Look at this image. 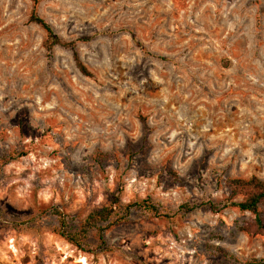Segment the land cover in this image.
Instances as JSON below:
<instances>
[{"label": "rangeland", "instance_id": "rangeland-1", "mask_svg": "<svg viewBox=\"0 0 264 264\" xmlns=\"http://www.w3.org/2000/svg\"><path fill=\"white\" fill-rule=\"evenodd\" d=\"M32 10L0 0V264L264 260L249 212L202 206L264 179V0H40L92 76ZM115 196L103 240L60 234Z\"/></svg>", "mask_w": 264, "mask_h": 264}, {"label": "trees", "instance_id": "trees-1", "mask_svg": "<svg viewBox=\"0 0 264 264\" xmlns=\"http://www.w3.org/2000/svg\"><path fill=\"white\" fill-rule=\"evenodd\" d=\"M32 1L33 10L29 20L45 30L46 39L44 44L48 53L51 54L56 45L71 49L78 70L86 76H92V73H90L80 57L77 43L75 41H67L57 34L52 25L38 12L40 0ZM225 187L228 190V194L222 201L218 203L209 202L202 206L213 212H220L227 208H237L241 212H249L252 215V218L244 223L241 230L251 235H264V179L258 176H251L249 178L231 177L225 180ZM118 202L119 199L115 196L112 205L90 213L84 219L80 228L76 231L70 230L68 219L63 214L57 213L59 216L60 234L80 249L83 248V241L87 238L89 231L92 229H98L101 240H103L106 228L97 226L99 223H107L110 220L116 210L113 205L118 204ZM133 206L142 207L153 213H156L157 211V207L147 200L125 207L126 211L130 212ZM196 207L197 206L184 205L183 208L186 209V212H192ZM250 262L253 264H264V260L255 259Z\"/></svg>", "mask_w": 264, "mask_h": 264}, {"label": "bare ground", "instance_id": "bare-ground-1", "mask_svg": "<svg viewBox=\"0 0 264 264\" xmlns=\"http://www.w3.org/2000/svg\"><path fill=\"white\" fill-rule=\"evenodd\" d=\"M85 261V260H84Z\"/></svg>", "mask_w": 264, "mask_h": 264}]
</instances>
